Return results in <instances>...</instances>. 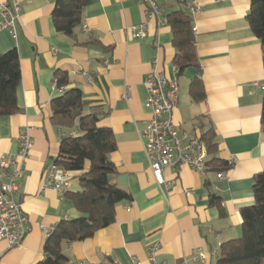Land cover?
<instances>
[{"label": "crops", "instance_id": "1", "mask_svg": "<svg viewBox=\"0 0 264 264\" xmlns=\"http://www.w3.org/2000/svg\"><path fill=\"white\" fill-rule=\"evenodd\" d=\"M186 1L199 8L192 23L201 69H187L178 78L170 28L160 24V17L146 21L142 0H87L72 37L54 28L56 0H20L16 40L0 28V54L16 49L21 74L19 112L0 117V154H15L22 132L33 141L14 197L28 218L29 233L14 248L0 241V264H37L46 232L61 220L79 216L65 193L43 187L63 136L50 121V102L62 91L55 85L57 71L66 72L71 87L82 91L86 111L102 114L99 126L111 129L116 142L109 155L116 170L111 182L130 195L116 206L110 226L63 246L71 263L151 264L148 250L158 244L157 264H216L220 247L241 236L240 211L253 204L254 177L264 172L261 45L246 20L249 0ZM159 5L161 17L179 8L171 0ZM142 23L146 36L134 39L131 28ZM153 70L176 83L172 120L177 129L213 131L216 157L232 164L221 180L217 172L198 174L176 166L164 172L166 181L176 180L171 191L155 182L141 138L149 120L144 81ZM79 72L90 82L76 75ZM195 78L204 86L202 102L189 96ZM76 176L70 174L69 191L79 190ZM211 196L219 198V204H211Z\"/></svg>", "mask_w": 264, "mask_h": 264}, {"label": "trees", "instance_id": "2", "mask_svg": "<svg viewBox=\"0 0 264 264\" xmlns=\"http://www.w3.org/2000/svg\"><path fill=\"white\" fill-rule=\"evenodd\" d=\"M171 1L179 5L178 9L165 14L175 49L172 63L178 78L187 69L200 72L201 68L186 0ZM86 3L87 0H56L51 14L56 32L72 37L81 24ZM246 20L260 42L264 68V0H249ZM20 81L17 50L0 54V117L19 112L16 93ZM54 81L57 89L62 91L50 102V121L63 132V136L52 163L69 174H77L79 190L68 189L64 195L72 201L79 216L61 220L53 227L43 246V258L37 264H73L64 254L63 246L90 239L96 232L110 226L114 222L116 206L129 201L130 195L111 182L116 170L109 155L116 150V142L111 129L99 126L102 114L96 110L86 111L82 91L71 87L66 72H55ZM188 92L195 102L205 100L204 86L199 78L190 82ZM261 125L264 132V95ZM196 133L210 155L206 173L228 171L232 164L216 157L213 131ZM252 193L253 204L240 211L241 236L220 247L216 264H264V172L254 177ZM219 201L211 196V204H219Z\"/></svg>", "mask_w": 264, "mask_h": 264}, {"label": "built area", "instance_id": "3", "mask_svg": "<svg viewBox=\"0 0 264 264\" xmlns=\"http://www.w3.org/2000/svg\"><path fill=\"white\" fill-rule=\"evenodd\" d=\"M166 1L142 0L146 6V21L160 17V24L166 25L159 5ZM185 6L191 17L199 10L194 2L186 1ZM20 7V0L0 2V28L7 30L14 40L17 38L16 25L20 18ZM83 28L86 29L85 26ZM131 30L134 39H143L146 36L145 23L132 27ZM76 75L84 82H90L84 72ZM144 85L147 92L144 107L149 112V120L141 132L144 150L155 182L171 191L176 180L166 181V170L181 166L198 174H205L210 155L196 132L179 131L173 123L172 111L177 103L176 83L169 82L162 73L153 70L147 74ZM261 89L264 90V86ZM17 141L18 149L15 154H0V241H5L9 248L18 246L29 233L28 218L14 197L19 192L24 165L29 158L33 141L23 132L19 134ZM216 178L221 180L223 173H217ZM43 187L64 194L70 188V174L52 163L46 170ZM190 192L191 190H185V194ZM49 233L50 231L46 232V237ZM157 250L158 244H153L148 250L151 264H157L154 260ZM199 260H204L202 253H199Z\"/></svg>", "mask_w": 264, "mask_h": 264}]
</instances>
